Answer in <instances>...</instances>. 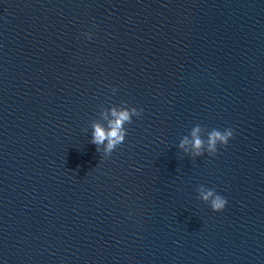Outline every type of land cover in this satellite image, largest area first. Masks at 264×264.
Listing matches in <instances>:
<instances>
[{"label": "water", "instance_id": "obj_1", "mask_svg": "<svg viewBox=\"0 0 264 264\" xmlns=\"http://www.w3.org/2000/svg\"><path fill=\"white\" fill-rule=\"evenodd\" d=\"M0 264H264V0H0Z\"/></svg>", "mask_w": 264, "mask_h": 264}, {"label": "clouds", "instance_id": "obj_2", "mask_svg": "<svg viewBox=\"0 0 264 264\" xmlns=\"http://www.w3.org/2000/svg\"><path fill=\"white\" fill-rule=\"evenodd\" d=\"M142 109L137 111L136 108L131 109H122L117 110L115 108L112 109L111 115L114 117L109 122V129L106 130L99 124L94 125L93 139L92 143L97 146L104 144L107 140V145L105 148L106 156H110L112 152L121 145L126 138L127 130L124 125L132 122L133 116H140ZM201 128L197 125L192 130V146L195 150L196 155H202L205 145V140L201 138L199 135ZM234 138V131L231 128L225 129L224 131H220L218 129L211 130L207 135V151L210 156H215L218 151V145L227 146L229 140ZM189 141L187 137H185L181 142V147L183 148L185 144ZM99 151V147L97 148ZM199 197L207 204L211 206L213 211L221 212L225 209L228 201L223 196L219 195L216 190L206 188L201 185L199 187Z\"/></svg>", "mask_w": 264, "mask_h": 264}]
</instances>
